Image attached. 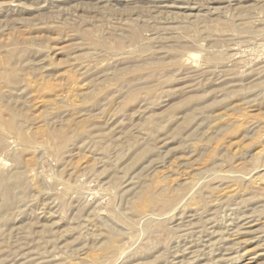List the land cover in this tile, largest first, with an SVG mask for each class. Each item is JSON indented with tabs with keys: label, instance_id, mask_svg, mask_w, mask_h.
<instances>
[{
	"label": "rangeland",
	"instance_id": "374dc122",
	"mask_svg": "<svg viewBox=\"0 0 264 264\" xmlns=\"http://www.w3.org/2000/svg\"><path fill=\"white\" fill-rule=\"evenodd\" d=\"M0 264H264V0H0Z\"/></svg>",
	"mask_w": 264,
	"mask_h": 264
}]
</instances>
